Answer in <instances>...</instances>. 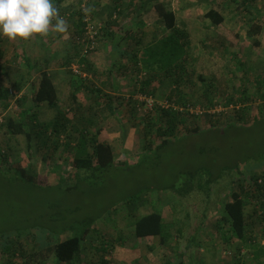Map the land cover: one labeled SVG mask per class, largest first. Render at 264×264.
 Wrapping results in <instances>:
<instances>
[{"label":"rangeland","instance_id":"obj_1","mask_svg":"<svg viewBox=\"0 0 264 264\" xmlns=\"http://www.w3.org/2000/svg\"><path fill=\"white\" fill-rule=\"evenodd\" d=\"M159 1L172 13L175 25L187 32L190 42L188 54L191 61L188 66L193 69L194 85L180 86L187 107L183 112L186 114L185 123L179 126L178 134H185L157 152L153 149L142 154L146 142L150 140L144 138L145 120L155 114L157 107L168 106L164 98L167 86L157 88L155 96H151L154 105L151 108L146 106V95L141 92L138 81L145 74L130 65L124 49L108 47V40H111L108 32L114 25L108 29L106 22L113 13L118 15V19L120 17L116 26L120 25L123 33L124 30L135 31V23L141 21L145 26L142 31L136 29V36L144 35V42L154 34L168 33L159 25L161 19L153 4L144 8L137 0H123L117 14L118 9L113 8L116 0H65V7L55 1L66 25L74 21L71 13L84 11L87 24L92 25L97 33L94 50L85 55L90 61L97 56L99 65H104L101 68H107L110 74L107 79L112 81V89H116L119 99H124L115 100L118 109L111 114L103 105L107 97L96 99L97 105L89 92L79 90L77 93L80 103L92 106L95 128L111 148L115 163L121 165L113 166L104 173L73 171L71 152L63 147L65 134L59 138L61 146L55 150L45 148L38 152L34 146L29 154L25 138L11 137L1 126L0 153L6 152L7 162L0 156V165H4L0 166V231L10 237L21 235L19 243L29 251L34 248L32 239L53 244L68 237L80 236L88 229V236L93 241L84 246L82 264H97L100 256L97 249L102 246L101 243L108 249L105 259L109 264H264V254L255 258L253 248H242L239 254L235 250L240 247L239 241L230 237L225 245L216 231V219L223 211L227 193L232 189V177L235 188L239 172L244 170L245 174L247 171L251 174L253 168L263 164L260 171L264 180V100L253 90L257 75L264 69V34L258 37L262 45L259 49L245 46L241 41L237 46L225 43L227 49L220 50L216 47L219 37L211 22L202 18L203 13L215 9L223 17V24L243 40L250 19H259L264 30V0H252L246 4L247 11L244 12L236 9L237 5H242L240 0L238 4L230 0ZM66 33V29L61 33L50 26L46 36L33 34L29 39H9L0 35V89L17 90L7 78L11 79L14 68L18 75L26 69L22 53L29 57L28 64L33 68L41 67L42 61H54V64L60 62L62 69L61 64L71 59L74 53L71 42H65V39L71 41ZM120 59L128 67L123 73L118 71L122 66L114 64ZM76 60L73 58L69 66L78 64ZM5 61H9L10 66L5 65ZM6 69L10 72L1 74ZM81 70L86 78L94 81L93 85L105 88V93L109 92V87L99 82L105 76L86 66ZM92 72L95 75L91 76ZM60 76V108L66 111L71 78L66 69L64 74L60 71ZM98 76L100 80L95 78ZM244 86L245 104L240 101ZM22 92L21 97H27L24 104L31 106V86ZM10 100L16 104V98ZM236 100L237 103H233ZM2 103L0 114L3 121L7 117L16 119L11 111L6 113L5 108L2 109ZM241 104L246 111L239 113ZM35 110L39 111L36 107ZM44 111L46 114L40 117L33 116L36 122L48 121L55 115L53 111ZM238 116L242 120L247 117L250 122L233 123L222 137L210 129L232 123ZM187 132H190L188 136ZM55 139L51 137V140ZM153 145H158V142ZM17 162L31 166L37 173L32 182H24L13 171L6 169V164L9 166ZM225 165L231 166L230 170L225 171L217 182L214 181L217 167ZM206 175L214 182L204 181L202 190L189 191L191 184H199ZM246 210L250 214L252 204H248ZM152 212L162 217V236L166 237V244L159 243L156 236H136L135 223ZM255 231L256 244L264 250V224L256 226ZM174 235H177V241ZM39 244L42 243L39 241ZM5 261L1 250L0 264ZM45 264H56L55 257L50 255Z\"/></svg>","mask_w":264,"mask_h":264},{"label":"trees","instance_id":"obj_2","mask_svg":"<svg viewBox=\"0 0 264 264\" xmlns=\"http://www.w3.org/2000/svg\"><path fill=\"white\" fill-rule=\"evenodd\" d=\"M55 1H57L60 6L65 7V0ZM230 1L238 4V0ZM240 1L243 6L241 4L237 5L236 9L241 12L247 11L246 4L248 5L252 0ZM137 2L143 4L144 8L148 4H153L155 12L161 19V24L159 25L163 26L168 32H160L159 36L154 34L147 42H144V35L136 36V29L142 31L144 28L143 26H145L141 21H138L135 23L137 26L135 31H132L133 29L128 30L125 33L128 36L124 35V38L127 37L125 41L127 46L123 50L125 53L124 55L128 58V60H126L130 61V65L139 73L145 74L142 78L138 79V81H140L141 92L146 96H155L157 88L167 86L165 87L166 92L164 98L168 106L161 108L157 107L154 111L155 114L148 116L144 123V138H150V140L146 142L144 152L142 153L145 154L152 152L153 149L157 152L161 148L171 144L174 139L179 140L181 134H185V132L178 134L180 132L178 130L179 126L185 123L186 114L183 112L185 107H187L183 93L180 91V86H182V84L194 85V81L192 79L193 69L188 66L191 57L188 54L190 42L187 32L175 25L172 13L166 9L162 1L137 0ZM122 3L123 0H116L113 7L114 10H119ZM217 12L218 11L215 9H210L202 17L211 22V26L219 37L218 40L216 39V47L220 48V50H226L227 47L225 43L237 46L239 42L244 41L243 45L245 46L249 45L256 49L261 48L262 45L258 37L263 33V26L259 19L248 20L245 39L242 40L238 33H234L223 24V17ZM70 17L74 18V21L72 24L66 25L68 26L66 27V32L68 37L71 38L74 53L71 59H67L63 63V67L66 69L67 73H70L71 78V91L68 97L69 107L66 111L60 108L61 99L59 100V85L53 82L45 69L39 72V70L28 64L30 61L29 57H27L25 53H22L23 62L26 64L25 66L28 67L29 71L36 74V78L31 83L30 101L32 105L37 109L42 105H46L49 109L55 111V115L51 121L46 123L36 122L35 117H33L35 114L28 111V109L25 110L24 102L27 97L20 96L16 98V104L14 105L15 109L12 111L16 120L12 117H7L0 127L2 126L5 132L13 138L23 136L26 141V152L29 154L33 152L34 146L38 152L45 148L48 150H55L57 147L61 146L59 138H61L62 134H65L66 141L63 142V147L71 152L73 159L72 170H94L99 173H104L113 166L119 167L121 164L115 163L111 148L104 139L100 138L99 130L95 128L97 125L93 123V113H91L92 106H86L80 103L77 93L79 90L85 93L89 92L93 98V102L97 105L99 104L95 101L96 99L107 97V101L103 102V105L106 106V109H108L111 114H114L118 109L114 102L117 100L123 101L124 99H119L118 97L120 96H116L115 98L112 97L114 95L105 93V88L102 89L103 87L93 85L94 81L90 77H81L74 75L72 71L70 72L71 69L69 65L73 58H77V63L83 68H85L89 59L88 55L80 51H84L86 48L85 45L87 44V41L84 40L87 25L84 11L79 10L77 13H71ZM110 26V24H106L108 29ZM111 33V31L108 32L110 36L113 35ZM132 34L134 35L131 36ZM129 39L133 42L131 45H128ZM87 53L89 52L87 51L86 54ZM118 61L119 63H114L115 65L122 66L118 71L121 73L127 71V65L121 63V59ZM243 65L244 64H242V66ZM99 74L100 76H105L101 77V81L99 82L105 84L107 88L109 87L110 93H118L116 89H112V87H114L112 81L108 82L107 76L110 74L107 72H100ZM93 75L95 74L91 76ZM100 76L95 78L100 80ZM257 76L258 79L253 90L260 94L264 100V69ZM199 81L204 84V80L200 77ZM15 88H17V90L14 91L20 94L19 85ZM11 91L13 90L0 89V102L2 101L4 103L5 101L7 102L15 98ZM245 93L246 88L244 86L241 91L243 96L240 100L243 104L246 103L243 102L245 101ZM233 103H237V100L233 101ZM243 104H241V108L238 107L239 113L246 111V107ZM207 116L209 117V115ZM239 122L247 123L250 122V120L247 117L242 120L241 116H238V119L232 123H228L220 128L210 127V129H213L218 136L222 137L226 135L233 123L237 124ZM189 134L190 132L186 133L187 136ZM71 136L73 137L72 139ZM51 137H55L56 139L53 141ZM52 142L54 145H52ZM156 142H158V145H153ZM50 146L53 147L50 148ZM0 156L3 161L7 162L6 152L3 151L0 153ZM5 166L7 170L13 171L14 174L19 176L24 182H32L37 175L31 166H24L19 162L9 166L6 164ZM260 166H263V164ZM260 166L253 168L251 174H248V171L245 174L243 172L244 170L239 172L236 178L235 188L233 187L235 181L232 177V180H230L232 189L227 193L223 202V211L216 219V231L219 233L224 244L226 245L229 243L230 237L235 238L240 243V247H236L235 250L240 254L242 253V248H253L255 258H259L260 255L264 254V250L260 249L256 244L255 231L256 226L260 225L261 227V224H264V180L262 181L261 179ZM230 168L231 166L228 165L217 167L216 180L214 181L217 182L223 177L222 174L230 170ZM201 172V174H204L203 171ZM204 181L208 183L214 182L213 178L208 177L207 179L206 175V178L204 179L203 177L199 184H191L189 191L192 189L202 190L204 188ZM248 204H252V212L250 214L246 210ZM134 229L137 237L156 236L159 237V243H167L166 237L162 236V217L156 212L149 213L139 218L135 223ZM88 234V229H85L84 233L80 236L68 237L53 244L49 242L45 243L41 240L39 241L42 244H39V241L36 242L32 239L34 241V248L26 251L24 246L19 243L21 235L10 237L8 234L0 231V251L2 250L6 258V261L2 264H17V262H19V264H45L50 255L55 257L56 264H82L84 246L86 243L93 241ZM174 236L177 241V235ZM234 242L232 243L234 244ZM15 244L17 245L14 248ZM101 245L102 246L97 249V252L100 253L97 264H109L107 259H105V254L108 249H106V246L102 243ZM178 264L182 263L180 262Z\"/></svg>","mask_w":264,"mask_h":264},{"label":"clouds","instance_id":"obj_3","mask_svg":"<svg viewBox=\"0 0 264 264\" xmlns=\"http://www.w3.org/2000/svg\"><path fill=\"white\" fill-rule=\"evenodd\" d=\"M50 26L61 33L66 29L55 0H0V35L9 39L46 36Z\"/></svg>","mask_w":264,"mask_h":264},{"label":"crops","instance_id":"obj_4","mask_svg":"<svg viewBox=\"0 0 264 264\" xmlns=\"http://www.w3.org/2000/svg\"><path fill=\"white\" fill-rule=\"evenodd\" d=\"M119 13H120V11L118 10V13L117 14H119ZM204 14L205 13H203V15ZM112 15H113L112 18L111 19H108V21L106 22V24L114 25V26H112V29H111V32H112L111 34H113V35L111 36V40H108V43L110 44V46H108V47L109 48H112V49H116V50L125 49V47L127 46V43H125V41L127 40V37L124 38V35H125V33L128 30H124L125 33H123L122 32L123 29L121 30V27H119L120 25L119 26H116L117 21L120 19V17L118 19V17H117L118 15H116V13H113ZM263 34H264V30H263L262 35ZM67 36H68V34H67ZM105 40L106 41H104V42L106 44L107 39H105ZM258 40L261 42V39L260 38H258ZM65 42L66 43L67 42H70V40L65 39ZM71 43H72V41H71ZM125 44H126V46H125ZM128 45H131L130 44V41L128 42ZM95 57L97 58V56H95ZM96 58H95V60H91V61L88 59V62L86 64V66L88 68H92L93 71H97L99 73L100 72H102V73L107 72L108 73L107 68H104V69L101 68V66H104V65L103 64L102 65H99L100 64V61H98ZM53 62L54 61H50V62L49 61H42L41 67H38L37 70H39V72H41V71H44V69H45L46 73L52 78L53 82L55 84L57 83L60 86V79L62 80V78L60 76V71H61L62 74H64V69L65 68H63V63L61 64L62 65L61 66L62 69H60V62L55 63V64ZM5 65L10 66L9 61H5ZM24 65H26V64H24ZM25 68L26 69L23 70L22 71V74H20V75H18L17 69L14 68V71H12L13 74L11 76V79L10 78L9 79L7 78V81L8 80H11V82H12L11 85H13L14 87H17L19 85V87H20V94H22L23 93L22 91H25L26 88H28L29 86H31V83L36 78V74L35 73H33L32 71H29V69H28L27 66H25ZM5 72L7 73V72H10V71H8V69H6V71L5 70L2 71L1 74L4 75ZM92 74H93V72H92ZM2 84H4V83H2ZM21 88H23L22 91H21ZM108 94L114 95V96H119L118 93H109L108 92ZM59 100H60V94H59ZM30 105L31 106H26L25 105V110L28 109V111L33 112L35 115H39V117H40L41 114H44L45 113V111H44L45 109L48 110V111H53V115L55 114V111L49 109L46 105H42L40 108H38L39 109L38 112L35 110V106L34 105H32L31 103H30ZM1 106H2V109L5 108L4 110H5L6 113L8 111H11L10 114H12V111L15 109L14 104H13V102H11V100L10 101H7V102L5 101L4 103H2ZM39 117H38L37 120H39ZM14 120H16V119H14ZM51 120L52 119H50L48 121H51ZM48 121H40L39 120L38 122L46 123ZM17 138H18V136L16 137V139Z\"/></svg>","mask_w":264,"mask_h":264},{"label":"built area","instance_id":"obj_5","mask_svg":"<svg viewBox=\"0 0 264 264\" xmlns=\"http://www.w3.org/2000/svg\"><path fill=\"white\" fill-rule=\"evenodd\" d=\"M83 8V6H82ZM87 17H85V21L87 23V20L86 19ZM85 38H86V41H87V46L84 50V53H86L87 51H92L94 50V41H95V35H96V31H95V28L92 26V25H89L87 24L86 25V33H85ZM72 73L74 75H78V76H81V77H85V75L82 73V70H81V66L79 64H72L71 67H70ZM12 92V95H14L15 98H19L21 96V94H18L16 93L15 91H11ZM145 99V102H146V106L148 107H152L154 105V101L152 99L151 96H144ZM162 107H167L166 105H162ZM3 124V116L0 114V125Z\"/></svg>","mask_w":264,"mask_h":264}]
</instances>
